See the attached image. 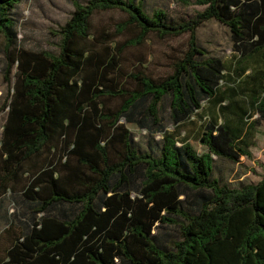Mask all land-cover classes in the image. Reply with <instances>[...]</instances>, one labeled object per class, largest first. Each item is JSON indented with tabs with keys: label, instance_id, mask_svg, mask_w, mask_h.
I'll return each instance as SVG.
<instances>
[{
	"label": "trees",
	"instance_id": "obj_1",
	"mask_svg": "<svg viewBox=\"0 0 264 264\" xmlns=\"http://www.w3.org/2000/svg\"><path fill=\"white\" fill-rule=\"evenodd\" d=\"M21 1L0 0L7 83L16 67L4 107L0 197L27 174L31 216L0 264H264V177L239 188L212 178L213 157L251 158V112L264 121V0H196L204 10L177 23L162 9L148 16L134 0L74 1L57 54L19 46L13 13ZM110 11L126 19L94 34L92 17ZM209 21L227 27L236 45L235 88L224 62L198 43ZM125 33L132 38L114 41ZM152 35L188 36L187 50L166 78L138 71L129 76L133 87L122 88L114 78L120 59ZM249 60L260 68L246 74ZM166 98L175 127L206 111L199 135L206 153L165 130ZM112 100L119 108L108 106ZM122 120L160 134L159 155L136 149Z\"/></svg>",
	"mask_w": 264,
	"mask_h": 264
},
{
	"label": "rangeland",
	"instance_id": "obj_2",
	"mask_svg": "<svg viewBox=\"0 0 264 264\" xmlns=\"http://www.w3.org/2000/svg\"><path fill=\"white\" fill-rule=\"evenodd\" d=\"M74 1L85 4L88 0H22L16 7L13 17L17 22L18 44L23 49L32 52L49 51L54 54L59 52L60 29L70 19L74 11ZM139 3L143 11L152 16L155 9H162L167 13V21L177 23L188 20L202 12L205 7L193 4L196 0H190L192 4L185 6L180 0H134ZM126 16L118 11L97 13L92 19V31L98 34L102 31L113 32L115 25L124 21ZM199 45L207 51L208 57L220 58L226 67L228 87L237 84L236 76L233 75L236 63L240 56L236 45L232 40L231 33L227 27L216 21H209L197 30ZM132 38V34L125 33L114 39L116 43H123ZM188 36L175 39L159 40L155 36H150L146 42L136 48H131L125 52L120 59V64L114 74V78L122 88H132L133 84L129 76L138 71H142L153 80H161L170 75L173 71V64L182 58L187 50ZM114 47V44L110 45ZM104 53V49L99 50ZM5 56L3 52V39L0 38V146L2 139V129L6 119L7 110L4 108L13 92L14 73L13 68L10 83L4 80L3 72L6 68ZM246 68L251 70L260 68L255 61H247ZM236 79V80H235ZM240 98V97H239ZM169 99H164L160 108V118L168 133L174 134L179 140H187L195 151L202 155L207 152V148L199 142V135L207 118L206 111L198 113L189 122L175 127L170 119ZM108 106L117 109L120 101L112 100ZM204 108L208 107L206 102ZM201 116V118H200ZM249 123L256 124L253 132V147L250 148L251 158L242 157L239 163H232L226 159H214V170L212 178L219 181L221 185L230 188H239L243 185L256 184L264 177V121L259 116L251 112ZM122 124L129 130L133 138V144L140 152H150L159 155L162 144L160 134L149 133L147 130L138 127L134 123ZM46 156L43 153L39 158H34L25 166L27 169L33 165H39ZM2 154L0 151V169ZM1 171V170H0ZM29 176H22L20 181L14 186V190H9L6 195L0 197V262L4 261L12 243L26 232V221L31 216L27 212L24 203L23 191L28 183ZM165 232L175 233L174 229Z\"/></svg>",
	"mask_w": 264,
	"mask_h": 264
},
{
	"label": "crops",
	"instance_id": "obj_3",
	"mask_svg": "<svg viewBox=\"0 0 264 264\" xmlns=\"http://www.w3.org/2000/svg\"><path fill=\"white\" fill-rule=\"evenodd\" d=\"M258 183V182H257Z\"/></svg>",
	"mask_w": 264,
	"mask_h": 264
}]
</instances>
